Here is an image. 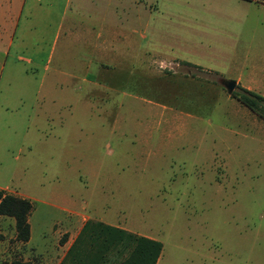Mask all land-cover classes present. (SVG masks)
<instances>
[{
	"label": "rangeland",
	"instance_id": "1",
	"mask_svg": "<svg viewBox=\"0 0 264 264\" xmlns=\"http://www.w3.org/2000/svg\"><path fill=\"white\" fill-rule=\"evenodd\" d=\"M65 1L58 0L52 18ZM123 1L133 0H111ZM139 2V18L118 15L115 25L120 18L140 24L141 52L150 43L226 76L237 73L227 70L231 59L261 67L264 0ZM33 11L27 17L26 4L2 68L0 55V185L32 198L31 245L61 240L60 222L77 213L153 235L162 242L159 264H264V118L244 104L231 106L236 97L214 73L142 56L134 80L122 86L115 60L94 63L91 95L78 90L70 114L60 106L55 117L60 139L53 155L26 152L24 144L37 135L34 122L45 121L44 106H37L40 76L62 62L63 49L70 52L52 45L56 30L49 45H40ZM171 102L179 106L163 107ZM0 228V264L23 253L38 264L34 247L16 243L12 223L0 220Z\"/></svg>",
	"mask_w": 264,
	"mask_h": 264
},
{
	"label": "crops",
	"instance_id": "2",
	"mask_svg": "<svg viewBox=\"0 0 264 264\" xmlns=\"http://www.w3.org/2000/svg\"><path fill=\"white\" fill-rule=\"evenodd\" d=\"M26 4L28 5L27 17L29 18L32 12H34L33 10L37 9L39 40L42 41L40 45H49L47 44L51 40L49 34L53 30H56L52 38V45H57L60 48H69V55L75 54L73 58L69 57L68 54L66 56L65 49H63L61 51L62 55L59 58L62 62H57L53 70L43 73L40 76L38 92L41 95L39 99L41 102L37 106H44L42 108V116L45 121L42 125L39 121L34 122L33 128L37 131V135L30 138L24 144L27 153H46L49 157L53 155L55 145H58V139H60V134L54 128L55 117L60 115V106H68V114H70V108L73 105L72 96L76 95L78 90L83 91V87H86L88 90L85 89L81 96L91 95L90 91L93 86L90 74L92 72V64L94 63H109L115 60L118 64L117 71L121 73V85L123 86L127 78L130 79L132 77L134 80L135 72L141 68L142 56L145 57L143 60L149 63L155 60L156 56L161 57L162 61L169 60L170 58L175 60V62L176 60H183V62H190L196 68L201 67L204 70L218 75L219 81L221 78H231L236 80V84L264 96V61L261 63V67H256V64H250V62L248 64L243 62L240 66L238 62L242 61L231 59L227 70H232V67H235L237 73L235 75L229 73L226 76L222 75V70L218 67L205 65L196 60L183 59L184 57L181 53H169L172 50L168 52V55L159 53L150 43V47L147 49L144 48L141 52V41L137 33L140 24H135L134 21L132 24H129L120 18L119 21L121 23L117 24V26L115 25L118 20V15H128L133 16V18L136 16L139 18L141 14L139 0L137 2L135 0L129 1L126 6L124 1L113 5L111 0H66L62 8L59 9L56 7V14L53 15V18L51 17L52 12H54L55 6L58 5V0H0V55H5L4 61L1 63V68L6 61L7 49L14 41L16 29L20 23ZM126 7L128 10H125ZM146 7L149 12L157 10V7H152L151 4H146L145 9H147ZM29 21L31 22H29V25H32L34 28L33 20L29 19ZM243 70L246 71L243 72ZM185 79H189L188 76H183L182 81ZM192 79L196 80V82L198 80L196 77ZM77 80L83 82V85H77ZM168 93L172 94L173 92L168 91ZM83 99V106H87V98ZM189 100L193 106H201L198 100ZM211 100L209 104L213 106L215 100L213 98ZM231 100H233L231 106H242L243 104L237 98L232 97ZM171 106L179 105L176 102L163 105L164 108L169 107V109ZM180 111L185 113L192 112V110H183L181 108ZM0 188L15 192L14 194L28 197L32 200L29 195L18 189L12 187L8 189V185H0ZM31 213L32 209L28 215L30 237L27 241L16 239L14 217L0 214V220H6L12 223L13 238L22 247H25L27 244H32ZM87 220L101 221L136 234L155 238L151 234L135 231L118 221H112L105 217H94L89 214L81 217L79 214L74 213L72 216L70 215L60 222L58 231H60L59 233L65 234L61 240L59 238L54 240L52 244L47 243L42 246H37L36 244L31 245L36 250L34 256L36 263L80 264L77 255L93 249L91 247L90 232L86 231L81 233L80 241L77 244L75 241ZM0 232L5 236L1 228ZM72 246L74 247L73 251ZM11 247L8 245L9 249ZM119 247V243L116 242L106 253V256L114 258L113 262L110 263L108 260L98 259L96 264H118L122 258L118 256ZM22 256L23 259L30 260L31 264H34L32 258L27 257L24 253ZM38 257H40L41 262H39ZM160 259L161 253L156 264H159Z\"/></svg>",
	"mask_w": 264,
	"mask_h": 264
},
{
	"label": "trees",
	"instance_id": "3",
	"mask_svg": "<svg viewBox=\"0 0 264 264\" xmlns=\"http://www.w3.org/2000/svg\"><path fill=\"white\" fill-rule=\"evenodd\" d=\"M184 63L191 65L187 61ZM235 87L239 90L233 89L231 94L258 116L264 118V96L238 84ZM32 206V200L28 197L6 192L0 188V214L14 217L18 240L27 241L30 237L28 215ZM86 231L90 232L93 249L77 255L80 264H96L98 259L113 262L114 258L106 256V253L116 242L120 246L118 256L122 257L118 264H156L162 250V242L159 239L94 220H87L84 223L80 235L75 240L76 244L81 239V233ZM2 238L3 234L0 232V239ZM74 247L72 246V251ZM11 264H31V262L19 257L14 258Z\"/></svg>",
	"mask_w": 264,
	"mask_h": 264
},
{
	"label": "water",
	"instance_id": "4",
	"mask_svg": "<svg viewBox=\"0 0 264 264\" xmlns=\"http://www.w3.org/2000/svg\"><path fill=\"white\" fill-rule=\"evenodd\" d=\"M220 83L231 93L236 85V80L231 78H221Z\"/></svg>",
	"mask_w": 264,
	"mask_h": 264
}]
</instances>
